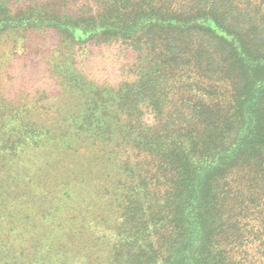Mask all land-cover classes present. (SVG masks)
Segmentation results:
<instances>
[{
  "label": "trees",
  "instance_id": "16d2710c",
  "mask_svg": "<svg viewBox=\"0 0 264 264\" xmlns=\"http://www.w3.org/2000/svg\"><path fill=\"white\" fill-rule=\"evenodd\" d=\"M49 30L69 101L0 105V264H264V0H0L1 58ZM92 42L135 80H90Z\"/></svg>",
  "mask_w": 264,
  "mask_h": 264
},
{
  "label": "rangeland",
  "instance_id": "374dc122",
  "mask_svg": "<svg viewBox=\"0 0 264 264\" xmlns=\"http://www.w3.org/2000/svg\"><path fill=\"white\" fill-rule=\"evenodd\" d=\"M8 34L11 33L9 32ZM3 40H7L8 45L3 44ZM3 40L0 42V105H4L5 109L8 108L10 112L13 108L15 109V106L24 107V113L20 119L15 118L18 125L23 121H26L28 125V121L25 119V112L27 113L28 111L32 114H41L37 118L29 115L31 124L28 127L35 125V121L41 120L52 128V125L58 121L56 120L55 110L59 107V103L61 106L66 107L65 102L69 101L63 102L58 96L61 91L59 78L52 74L48 63L49 57L56 46L55 43L58 42L55 32L52 30L44 31V33L29 32L26 34L22 44L19 45L17 54H11L9 58L1 57L3 48L9 51L8 49L12 47V38H8L5 35ZM85 46L87 49H85ZM85 46L81 50H78V47L75 59L80 70L90 80L98 84L112 86H117L123 80H135L131 72L133 56L125 45L119 47L116 44L104 45L92 42ZM39 100L46 106L43 110L38 104ZM3 114H5V110ZM1 122L0 125H2ZM20 129L21 133L26 131V128L22 127ZM18 133L15 132L14 135L17 136ZM11 135L13 136V133ZM4 136H6V139L8 138V134H4ZM34 153L35 147L28 148L23 153L26 166H30L34 162L33 172L29 170L33 179L30 184L32 186L29 187L27 185L28 194L25 193L24 196L29 198L28 200L31 204L35 203V191H37L35 186V158L33 161ZM20 186L24 187L25 185L20 184ZM12 190H14V187ZM100 212V210L95 211V213ZM111 213H114V209Z\"/></svg>",
  "mask_w": 264,
  "mask_h": 264
}]
</instances>
